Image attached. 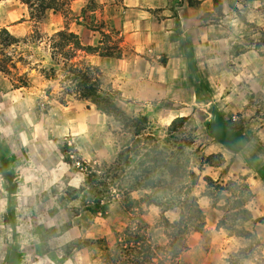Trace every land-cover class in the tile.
<instances>
[{"label":"rangeland","instance_id":"1","mask_svg":"<svg viewBox=\"0 0 264 264\" xmlns=\"http://www.w3.org/2000/svg\"><path fill=\"white\" fill-rule=\"evenodd\" d=\"M24 1H0V29H6L17 42L10 47L0 43V88L1 94L10 98L11 105L4 109L9 114V122L12 113H16V105H13L16 94L12 92L21 87L27 98V116L24 123H20V129L25 131V152L30 160L28 163L36 166L34 171L45 175V192L33 203L43 204L44 198L52 196L58 198V207H66L65 226L71 232L66 236L68 244L62 252L70 255L89 248L84 254L89 253L93 259L90 264H110L111 249L130 227L142 230L155 248L153 264H213L212 257L225 255L221 252L224 236L238 237L222 229L217 235L214 230L203 228L200 233L191 230L186 235L183 249L174 260L167 257L173 248L161 223L163 218L177 220L180 210L166 211L165 204L172 193L185 192L178 189L186 187V182L166 180L164 185L145 189L143 167L152 168L150 161L154 155L149 152L154 145L173 149L191 142L185 149L188 171L197 177V184L191 191L205 215V225L213 227L225 216L229 205L224 201L212 204L207 195L213 199L225 195L227 183L234 179L227 178V174L218 169L222 166L220 155L208 150L209 140L203 135L205 119L194 120L188 116L178 134L170 137L168 128L181 105L135 102L123 98L105 81H99L101 89L129 121L125 126L99 113L89 101L80 97L77 82L69 75L72 69L83 71L87 68L70 60L75 55L74 45H80L74 31L100 26L94 23L97 17L90 15L97 10L91 5L93 0H53L52 10L48 11L35 7L41 0H30V7ZM216 2L217 10L212 20L220 22L226 16L220 23L225 30L243 38L250 49L264 58V0H224L226 6L222 0ZM102 42L106 45L107 39ZM261 66L264 65L254 67L257 71H243L235 65L236 70L214 73L216 82L223 87H213V96L217 101L225 102L230 113L248 115L236 120V125L262 131L260 135L264 137V95L254 86L264 80V75L258 71ZM92 73L98 79L95 71ZM253 111L256 113L249 119ZM143 117L147 118L148 124L141 123ZM71 127H77L73 134ZM89 128L94 130L92 142L83 138L82 131L86 129L84 133H87ZM138 131L140 135L135 137ZM140 163H143L142 167H139ZM54 164L58 165L56 180L53 179L55 175L46 176ZM28 171L33 170H26L22 175L28 176ZM156 198L162 207L153 205ZM52 203L53 200L50 204L56 207ZM250 213L252 217L256 215ZM260 219L262 221L245 226L252 236L243 239L246 243L243 248L223 258L225 264H239L244 260L242 257L255 262L263 246L264 229L261 226L264 219ZM256 227L259 232L254 230ZM51 256L56 257L53 252Z\"/></svg>","mask_w":264,"mask_h":264},{"label":"crops","instance_id":"2","mask_svg":"<svg viewBox=\"0 0 264 264\" xmlns=\"http://www.w3.org/2000/svg\"><path fill=\"white\" fill-rule=\"evenodd\" d=\"M91 5L97 10L90 15L97 17L94 23L100 26L74 33L78 35L82 48L95 50L74 49L76 56L70 62L95 71L100 82L105 81L123 98L139 103L181 105L174 117L205 119L203 127L213 120L208 112L211 104L223 120L235 122L248 116L230 113L225 102L215 99L213 87L222 88L223 85L216 82L214 73L236 70L235 65L243 71H253L255 66L264 65V58L250 49L243 38L225 30L220 23L226 16L220 22L212 20L215 19L213 0H93ZM104 38L107 39L106 45L102 42ZM258 71L264 75V66ZM254 86L264 95V80ZM197 87L201 95L210 97L211 102L197 97ZM1 89L0 264H57L59 261L61 264H90L93 259L89 253L84 254L89 248L70 255L62 252L68 244L66 236L71 231L65 226L67 209L58 207V198L50 196L44 198L46 202L43 204L33 203L45 192V175L34 171L36 166L28 163L30 160L25 152V131L20 129V123L23 124L27 116V98L21 87L12 92L16 94L13 99L16 113H12L9 122V114L4 109L11 105L10 98L3 96ZM255 113L253 111L248 118ZM76 128H70L71 134ZM82 132L88 142L95 138L92 128L87 129V133H84L86 129ZM260 132L244 128L249 142L240 153L223 148L206 131L203 134L209 140L208 150L223 158V165L218 169L224 172L228 167L227 178H245L253 194L246 208L256 213L254 219H264V137ZM49 169L51 171H47L46 176L52 177L58 165ZM26 170L33 171L23 176ZM53 179L56 180V175ZM52 200L56 207L51 206ZM29 222L33 224L27 225ZM213 227L205 225L204 230H214L217 235L222 233L221 229L216 231V225ZM261 228L264 229V225ZM254 230L257 231V227ZM222 242L224 248H220L225 255L221 253L212 257L213 264H225L224 257L246 244L241 238L226 235ZM52 252L56 257L51 256ZM254 260L244 259L239 264H264V237L261 251Z\"/></svg>","mask_w":264,"mask_h":264},{"label":"trees","instance_id":"3","mask_svg":"<svg viewBox=\"0 0 264 264\" xmlns=\"http://www.w3.org/2000/svg\"><path fill=\"white\" fill-rule=\"evenodd\" d=\"M52 1L41 0L35 7H40L42 11L52 10ZM24 3L30 7V0H25ZM213 3L214 11L216 12V0H213ZM69 37H72V35H69ZM0 43L10 47L17 42L6 29H0ZM74 48L86 52H93L95 50L90 47L82 48L79 44H75ZM185 56L189 59L191 58L189 55L185 54ZM92 74L90 68H86L83 71L80 69H72L69 71L72 80L77 82L82 99L89 101L99 113L112 117L116 122L126 126L129 121L126 114L111 101L107 93L101 89L99 80L94 78ZM197 97L211 102L210 97L201 95L198 87ZM208 112L213 117V120L204 127L209 137L228 151L240 153L249 142V138L245 135L242 124L236 125L232 120H223L213 104L209 107ZM140 121L143 125L148 124L146 117H143ZM187 121L188 118L186 117L175 118L168 128L169 136L177 135L179 129ZM139 132H136L135 137L140 135ZM190 145L191 142L184 145V147L178 146L173 149L154 145L151 149L152 151L149 152L154 155L150 161L152 168L143 167L146 173L145 189H154L157 186L164 185L166 180L186 182V187H180L178 189H183L185 192L181 193L177 191L176 194L172 193L171 199L165 204L168 208L165 209L166 211L171 208L179 209V218L175 221H169L163 218L161 223L167 240L173 248L167 253V257H170L172 260L183 249L186 235L191 230L195 233H200L205 225V215L191 191L197 184V177L188 171L189 160L185 154V149L189 148ZM220 158L221 165H223V158L221 156ZM142 164L140 163L139 167H142ZM227 169L228 167L225 168L224 172ZM205 182L210 183L208 179H205ZM227 188L225 195H221L215 199L207 195L213 202L212 204L224 201L225 205H229L225 216L218 221L216 229H222L235 237L248 240L252 235L246 230L245 226L253 225L260 220L262 221V219H253L250 211L246 208L253 194L243 177L229 181ZM155 200L153 201V205L157 207L163 206L159 199L156 198ZM142 233V230L127 227L109 253L110 264H153L156 258L155 248ZM242 259H245V257H242Z\"/></svg>","mask_w":264,"mask_h":264}]
</instances>
